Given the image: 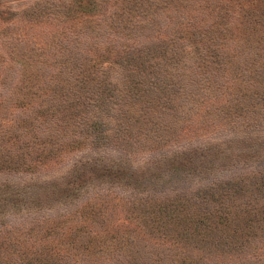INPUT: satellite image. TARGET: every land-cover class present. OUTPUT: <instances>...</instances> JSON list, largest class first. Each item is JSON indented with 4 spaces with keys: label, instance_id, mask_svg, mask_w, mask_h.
<instances>
[{
    "label": "trees",
    "instance_id": "1",
    "mask_svg": "<svg viewBox=\"0 0 264 264\" xmlns=\"http://www.w3.org/2000/svg\"><path fill=\"white\" fill-rule=\"evenodd\" d=\"M0 20L5 22L0 27V111L12 101H18L20 109L15 118L8 120L0 114V135L19 131L16 137L31 147L27 155L34 161L41 157L44 162L52 152L60 153L77 142L87 146L83 152L87 154L95 151L90 150L93 147L119 143L125 137L128 144L141 145L146 139L142 137L152 135L143 131L151 128L162 140L163 121L146 118L160 115L170 123L179 117L184 103H202L195 102L203 80L198 73L201 68H220L232 56L238 58L241 54L245 59L257 58L249 64L264 61V0H0ZM16 25H27L26 29L48 27L49 31L42 32L44 37L37 44L36 37L26 38L27 30L10 32ZM260 76L244 70L242 81ZM249 82L254 84L252 79ZM250 88L231 94L232 100L240 103V98L251 97ZM255 94L259 103L264 101V83ZM243 103L248 105L249 101ZM194 107L191 112L196 114L200 106ZM22 114L29 119L21 122ZM260 117L264 119V113ZM153 120L158 122L154 124ZM60 125L64 133H70L67 144L59 142L61 136L49 138L48 133L57 132ZM169 128L171 132L170 124ZM229 140V144L214 147L226 145L218 158L202 155L215 146L204 143L174 146L138 163L112 153L99 155L102 159L93 163H89L92 157L87 154L74 161L72 173L79 167L83 169L76 171L68 183L70 190L101 175L106 180H121L124 188L134 187V177L122 182V167L130 160L126 175L157 166L153 181L159 186L166 183L164 188L172 190L184 185L186 195L173 190L163 195L146 193L148 199L139 198L138 205H147L146 212L142 211L147 217L145 223L153 226L154 232L144 228L150 249L154 250L153 259L151 255L139 259L126 254L134 244V236L117 246L103 243V249L97 247L81 255L77 244L89 243L91 235L83 232L76 243L75 231L68 228L69 232L64 231L60 237L49 235L59 246L46 241L36 246L34 253L30 250L26 254L22 247L8 251L0 247V264H70L69 259L77 258L80 260L72 264H264V205L260 201L237 198L240 202L236 203L210 194L211 208L217 211L206 212L201 200L191 196V178L197 181L221 173L222 181L232 172L224 168L231 156L251 159L261 152V144H256L247 131L237 132ZM153 143V147L161 145L156 139ZM216 163L221 164L218 170H214ZM6 186L12 188L14 184L7 181L3 183ZM7 194L3 193L0 200V221L10 209ZM47 199L56 205L61 198L52 194ZM91 207L92 203L85 204L80 216ZM60 246L71 251V256L66 250L60 252ZM109 251L119 252L120 258L105 256ZM123 251L127 256L121 255ZM97 252H106L101 256L109 259L96 262L100 258L95 256ZM57 253L67 258L58 260ZM44 257L48 259L43 261Z\"/></svg>",
    "mask_w": 264,
    "mask_h": 264
},
{
    "label": "rangeland",
    "instance_id": "2",
    "mask_svg": "<svg viewBox=\"0 0 264 264\" xmlns=\"http://www.w3.org/2000/svg\"><path fill=\"white\" fill-rule=\"evenodd\" d=\"M4 23L0 20V27ZM26 26H11L10 32L16 31L19 28V30H27L26 38L33 39L36 37L34 41L39 44L41 38L44 37L42 32L46 33L49 31L47 30L49 29L48 27L45 29L40 27L26 29ZM35 46L40 47L41 45ZM240 56L238 58L232 56L228 59L229 62L223 64L220 68L205 67L198 71L203 76V80H201V90L195 96L197 98L195 102L202 101V103L194 105L190 102L188 104L184 103L179 117L170 123L164 116L160 115H150L146 118L149 120L160 118L163 121V130L160 132V135L163 137L162 140L155 136V133L153 134L151 128L143 131L145 133L152 132V135L146 134L142 137L146 139L142 140L143 143L141 145L133 146L132 144H128L125 137L119 143H106L101 147H93L90 150L95 151L87 154V152L83 153L87 151L85 150L87 146L77 142L71 148L61 149L62 152L60 153L56 154V152H52V156L43 162L41 157L36 158V161L29 159L27 153L31 147L23 144L21 142L23 139L20 136L16 137L19 131L9 130L6 134L0 135V181H2L0 183L2 186L0 189V200L3 199V193H8L5 197L9 198L8 204L10 206L9 211L5 214V219L0 221L1 249L8 251L7 249L18 250L22 247V250H25L26 254H28L30 250L31 253H34L36 246L46 241L51 246H59L58 242L54 241V244L52 243L49 235L60 237L64 231L69 232L68 228H71L75 231L73 236L76 237V243H79L84 234L83 232L91 235L89 243L81 242L82 244H77L79 254L81 255L88 254L91 249L93 251L98 248L103 249V243L106 246H117L118 243H124L128 237L134 236V244L131 249L126 250L128 252L126 254L131 255L130 257L137 256L139 259H145L150 255L152 259L154 258L152 255L154 250L150 249L151 243L148 235L145 233L148 231L144 229L146 228L151 231L153 226L151 227L145 223L147 217L142 211L146 212L147 205L143 202L141 203L142 206L138 205L139 198L148 199L150 195H146V193L154 196L173 192V190H178L179 193L186 195L184 185H176L172 190L168 187L164 188L166 183L159 186L158 183L153 181L155 176L153 172L157 169V166H147L143 170L144 172L140 171L134 175H126L127 171L125 169L131 163L130 160L125 167H122V169L125 168L122 182L130 179L128 177H134L132 178L135 182L134 187H129V189L128 187L124 188L120 183L121 180H106L101 175L100 177H96L92 182L88 183L86 181L84 185H74V188L77 187L74 190H70L68 183L73 180L77 174L76 171L81 172V169H83V167H79L72 173V169L76 167L73 166L74 161L84 157L86 154L92 157L89 163L102 159L98 156H101V154L107 155L108 153L115 154L117 157L126 155L129 159L138 163L149 159L153 153L170 151L174 146H201L207 143L206 145L208 146H215H213L212 151H205L202 155H212L214 158L215 156L218 158L223 156L226 145H222L218 149L214 148L216 145L229 144L231 141L229 139L237 134V132L243 133V131H247L253 135L256 144H261L259 148L260 154L251 156V159H248L249 157L231 156V159L226 161V164L229 165L223 167L230 168L232 172L229 175H225L226 178L222 181L219 177L221 173H217L215 177L211 176L207 178V176H204L205 178L198 179L197 181L196 177L191 178V188H193L191 196H195L196 199L201 201L205 200L204 202H199L206 212L208 210H213L211 212L217 211V208H211L210 194L220 197L221 200H223L224 196L239 203L240 201L237 198H245L252 203L260 201L264 205V119L260 117V113H264V101L259 103L260 99L255 97V89L264 83V61L249 64L257 58H252L251 60L245 59L243 56L240 58ZM244 70H252L257 75L261 74L262 77L260 76L258 79L250 78L254 81V84L251 86L250 79L246 80V82L242 81ZM211 72L216 74L214 75L216 77H212L211 74L213 73ZM249 88L251 89V97L240 98V103L236 99L232 100L231 94H240ZM248 101V105L243 103ZM16 102H8L9 105L1 109L0 114L6 116L7 120L8 117L15 118L20 113ZM195 105H199L200 107L197 113L193 114L191 109H194ZM253 110L255 111L252 112ZM27 112L29 113L30 111ZM22 116L21 122L29 119L25 114H22ZM156 122L158 120H153L154 124ZM12 124L16 125L14 121H12ZM169 124L172 127L171 132ZM63 131L64 129L60 125L57 132L48 133L50 135L49 138L61 136L63 139H60L59 142L67 144L70 142L68 139L70 138V133H64ZM48 135L42 136V138L46 139ZM139 136L137 135L136 138H140ZM153 139H156L161 145H156V147L154 145L153 147ZM110 140L111 138H108V141ZM53 148L55 150L57 147L53 145ZM155 148L158 149L154 150ZM217 168H221V164L216 163L214 170H218ZM144 176H147V180H143ZM139 177L142 178L139 179ZM7 181L14 184V186L12 188L8 186L3 187V183ZM4 188L6 189L3 190ZM142 188H146L143 191L145 193H140ZM214 188L216 190H213ZM7 189L16 190L10 193ZM52 194L57 199L61 198L60 201H56V205L55 203L51 204L48 202L50 199H47V197H51ZM128 199H131V201H128ZM87 203H92V207L85 211L84 216L83 214L80 216L83 207ZM140 208H143V210L139 211ZM233 209L235 210L236 208ZM86 215L89 216L85 218ZM250 216L258 215L252 214ZM93 231L98 233H94ZM93 237L96 239L93 240ZM83 245H87V248L83 247ZM60 247V252L63 253L66 250L71 256V251L66 247ZM111 249L118 250L116 247ZM109 252L105 256L120 258L119 252ZM112 252L115 254H112ZM142 253H145V255H142ZM14 254L13 252V257ZM101 254L95 253V256L100 257L94 258L98 263L105 262L106 258L109 259L108 257L103 258ZM126 254L124 251L121 252V255L127 256ZM55 256L58 260H65L67 258L65 255L59 253ZM1 257L8 258L7 256ZM44 259L48 258L44 257L43 261H45ZM73 260L78 262L80 259ZM73 260L69 259L70 264L74 262Z\"/></svg>",
    "mask_w": 264,
    "mask_h": 264
}]
</instances>
